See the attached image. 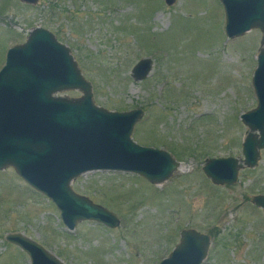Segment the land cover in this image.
Wrapping results in <instances>:
<instances>
[{
    "label": "rangeland",
    "instance_id": "374dc122",
    "mask_svg": "<svg viewBox=\"0 0 264 264\" xmlns=\"http://www.w3.org/2000/svg\"><path fill=\"white\" fill-rule=\"evenodd\" d=\"M38 27L70 48L97 106L142 109L133 140L169 152L182 169L156 185L131 173L80 176L72 189L115 214L120 225L81 221L73 231L14 168L0 171V264H31L7 241L14 233L64 264H160L186 229L212 239L203 264H264V211L252 203L264 195V150L234 185L216 186L203 171L208 158H244L249 129L241 117L258 105L253 78L262 32L228 39L219 0L171 6L166 0H39L35 6L0 0V70L7 51ZM144 58L153 69L137 82L132 70Z\"/></svg>",
    "mask_w": 264,
    "mask_h": 264
},
{
    "label": "water",
    "instance_id": "95a60500",
    "mask_svg": "<svg viewBox=\"0 0 264 264\" xmlns=\"http://www.w3.org/2000/svg\"><path fill=\"white\" fill-rule=\"evenodd\" d=\"M20 1L32 6L39 3ZM175 1L166 0V4ZM219 1L226 15L228 39L255 29L263 34L253 78L258 105L241 117L249 129L243 143L244 158H208L203 167L214 185L231 186L238 182L241 169L258 165L264 150V0ZM152 69L153 61L144 58L134 66L132 77L144 81ZM68 90H79L83 96H58ZM144 114L142 109L112 112L97 106L92 85L82 75L70 48L49 30L38 27L24 44L7 51L0 70V171L14 168L29 187L55 204L70 231L81 221L116 228L120 220L115 214L77 194L71 184L96 171L131 173L154 185L169 180L180 162L169 152L139 145L132 138ZM252 203L264 211V195L255 196ZM7 241L22 249L31 264H64L22 234H9ZM211 244L210 235L186 229L160 264H203Z\"/></svg>",
    "mask_w": 264,
    "mask_h": 264
},
{
    "label": "bare ground",
    "instance_id": "6f19581e",
    "mask_svg": "<svg viewBox=\"0 0 264 264\" xmlns=\"http://www.w3.org/2000/svg\"><path fill=\"white\" fill-rule=\"evenodd\" d=\"M181 169H182V166H180L179 170H181Z\"/></svg>",
    "mask_w": 264,
    "mask_h": 264
}]
</instances>
